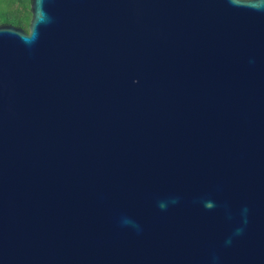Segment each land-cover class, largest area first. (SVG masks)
Returning a JSON list of instances; mask_svg holds the SVG:
<instances>
[{
  "label": "water",
  "instance_id": "1",
  "mask_svg": "<svg viewBox=\"0 0 264 264\" xmlns=\"http://www.w3.org/2000/svg\"><path fill=\"white\" fill-rule=\"evenodd\" d=\"M0 25V264H264V0H31Z\"/></svg>",
  "mask_w": 264,
  "mask_h": 264
},
{
  "label": "trees",
  "instance_id": "2",
  "mask_svg": "<svg viewBox=\"0 0 264 264\" xmlns=\"http://www.w3.org/2000/svg\"><path fill=\"white\" fill-rule=\"evenodd\" d=\"M31 0H0V25L11 24L28 31Z\"/></svg>",
  "mask_w": 264,
  "mask_h": 264
}]
</instances>
